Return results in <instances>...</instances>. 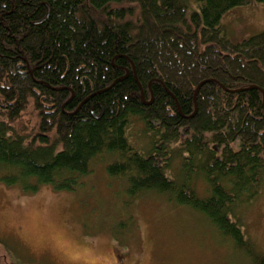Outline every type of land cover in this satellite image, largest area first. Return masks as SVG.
<instances>
[{
	"label": "trees",
	"instance_id": "obj_1",
	"mask_svg": "<svg viewBox=\"0 0 264 264\" xmlns=\"http://www.w3.org/2000/svg\"><path fill=\"white\" fill-rule=\"evenodd\" d=\"M195 2L0 0L5 185L71 190L110 157L107 174L125 178L130 197L165 195L246 251L230 217L263 181L264 31L235 42L222 18L264 0ZM29 108L36 125L17 131ZM140 134L148 151L130 141ZM175 157L179 174L168 176Z\"/></svg>",
	"mask_w": 264,
	"mask_h": 264
},
{
	"label": "rangeland",
	"instance_id": "obj_2",
	"mask_svg": "<svg viewBox=\"0 0 264 264\" xmlns=\"http://www.w3.org/2000/svg\"><path fill=\"white\" fill-rule=\"evenodd\" d=\"M190 9L195 0H185ZM232 41L264 31V5L250 2L222 18ZM29 108L20 118L31 130L37 123ZM140 127V125H137ZM136 150L151 148L143 134L130 140ZM113 158L97 157L91 173L71 190L34 180L7 186L0 169V264H260L264 260V173L258 196L234 207L230 220L241 225L245 249L221 236L202 214L153 192L132 198L123 177H110ZM181 160L168 176L179 174ZM23 185V187H22ZM26 187V189H24ZM203 198L207 187H194Z\"/></svg>",
	"mask_w": 264,
	"mask_h": 264
},
{
	"label": "water",
	"instance_id": "obj_3",
	"mask_svg": "<svg viewBox=\"0 0 264 264\" xmlns=\"http://www.w3.org/2000/svg\"><path fill=\"white\" fill-rule=\"evenodd\" d=\"M198 89V88H197ZM255 89H257V88H255ZM57 91V90H56ZM261 92V94H262V98H263V106H264V94L262 93V91H260ZM196 93H197V90H195V94H194V97H195V95H196ZM71 99V98H70ZM70 99L68 100V102L70 101Z\"/></svg>",
	"mask_w": 264,
	"mask_h": 264
},
{
	"label": "bare ground",
	"instance_id": "obj_4",
	"mask_svg": "<svg viewBox=\"0 0 264 264\" xmlns=\"http://www.w3.org/2000/svg\"><path fill=\"white\" fill-rule=\"evenodd\" d=\"M141 97H142V99H143V94L141 93ZM152 101V99L150 100V102Z\"/></svg>",
	"mask_w": 264,
	"mask_h": 264
}]
</instances>
